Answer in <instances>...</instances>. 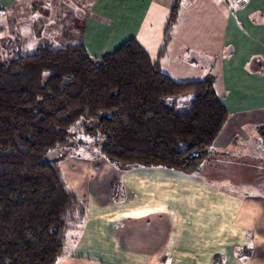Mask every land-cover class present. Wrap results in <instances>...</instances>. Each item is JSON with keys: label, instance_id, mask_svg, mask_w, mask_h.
<instances>
[{"label": "crops", "instance_id": "0c3cea01", "mask_svg": "<svg viewBox=\"0 0 264 264\" xmlns=\"http://www.w3.org/2000/svg\"><path fill=\"white\" fill-rule=\"evenodd\" d=\"M180 1L161 65L178 81L215 76L230 115L212 158L185 173L68 151L64 178L88 208L55 264H264V0ZM176 2L0 0L12 15L5 55L27 39L33 52L83 44L101 57L135 37L155 60Z\"/></svg>", "mask_w": 264, "mask_h": 264}, {"label": "trees", "instance_id": "16d2710c", "mask_svg": "<svg viewBox=\"0 0 264 264\" xmlns=\"http://www.w3.org/2000/svg\"><path fill=\"white\" fill-rule=\"evenodd\" d=\"M180 6L177 0L155 60L135 37L101 57L83 44L52 42L27 55L16 43L0 56V264H55L69 232L82 230L88 202L67 185L64 155L49 156L87 143L74 141L78 132L121 169L196 173L212 158L230 115L215 76L178 81L161 65ZM260 134L264 140V126Z\"/></svg>", "mask_w": 264, "mask_h": 264}, {"label": "rangeland", "instance_id": "374dc122", "mask_svg": "<svg viewBox=\"0 0 264 264\" xmlns=\"http://www.w3.org/2000/svg\"><path fill=\"white\" fill-rule=\"evenodd\" d=\"M12 26V15H9L8 13H1L0 14V39L1 37H5L9 34V28ZM7 39L8 37H5L4 40L0 41V55H5L6 52L8 51L7 49H9V46L7 45ZM27 39H25V42L18 47L20 52L22 54H29L33 52V49L31 47L32 43L31 41H26ZM59 46V45H57ZM11 47V46H10ZM10 50V49H9ZM85 139L87 141V143H85L83 146H81L79 149V152H83V151H90V152H95V151H99L98 146L96 145V143L94 142V139L89 137V136H85L83 133H77V136L75 138V142H77V139ZM68 149L66 148H57L53 151H51L49 153V156L51 158H55V157H59L61 155H64L63 158L68 157L69 153H68Z\"/></svg>", "mask_w": 264, "mask_h": 264}]
</instances>
